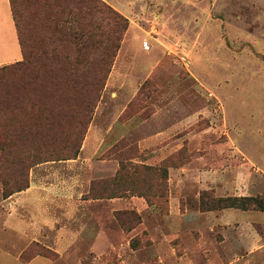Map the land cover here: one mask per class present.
<instances>
[{"label": "rangeland", "instance_id": "1", "mask_svg": "<svg viewBox=\"0 0 264 264\" xmlns=\"http://www.w3.org/2000/svg\"><path fill=\"white\" fill-rule=\"evenodd\" d=\"M44 1L80 76L69 29L39 108L0 113L1 264H264V211L220 202L264 198V0Z\"/></svg>", "mask_w": 264, "mask_h": 264}, {"label": "trees", "instance_id": "2", "mask_svg": "<svg viewBox=\"0 0 264 264\" xmlns=\"http://www.w3.org/2000/svg\"><path fill=\"white\" fill-rule=\"evenodd\" d=\"M11 13L16 28L18 42L22 52V58L10 64L0 67V113L6 109L4 104L12 103L13 111H20L27 107L29 111L39 108V90L35 88L40 84L41 90L48 87V81L57 78V67L51 66L61 55L62 60L71 65L68 55L58 49V45L66 39V32L72 29V42L74 43V54L71 68L67 69L66 74L80 76L79 65L82 53L83 23L77 17L70 19L68 15L55 14L57 7L52 10H42L45 7L49 9L48 2L44 0H9ZM90 4V3H87ZM40 7V11L37 9ZM55 10V11H54ZM53 11L55 12L54 14ZM36 26L40 31L36 32ZM41 33V34H39ZM76 65V66H75ZM24 78L23 82H17L12 77ZM43 78V80L41 79ZM77 86V85H76ZM76 89L79 91L78 87ZM97 97L83 103L79 97L74 101L75 109L89 111ZM59 106L62 105V98L58 99ZM78 103H81L80 105ZM44 110L45 107H40ZM5 143H0V158L4 151ZM2 149V150H1ZM77 150L75 151V153ZM26 157L30 154L25 153ZM75 156V154H73ZM24 187H18L14 191L22 190ZM14 191H7L6 196ZM225 207H237L243 210L254 207L264 211V198L259 197H226L220 200Z\"/></svg>", "mask_w": 264, "mask_h": 264}, {"label": "crops", "instance_id": "3", "mask_svg": "<svg viewBox=\"0 0 264 264\" xmlns=\"http://www.w3.org/2000/svg\"><path fill=\"white\" fill-rule=\"evenodd\" d=\"M1 8H2V12L4 14H6V16L9 14V16L11 15V17H12L9 0H0V9ZM9 16L7 17V19L9 18ZM0 18H1V16H0ZM11 26H12V29H10V31L8 33H6V32H4L3 34L0 33V35H2L4 37V40H2V44L0 45V51L6 52L9 50L8 47L10 46L12 50L14 47L17 48V52L14 53L13 57H11L10 59H5V58L0 59V66L13 63V62L18 61L22 58V52H21V48H20V45L18 42L13 17H12V21H11ZM8 255H10V254L0 250V264L4 263V262H2L3 261L2 259L6 260L5 257H8ZM15 259H18V258L15 257ZM37 260L38 259H33L29 263H23L20 260L19 261L22 264H45L43 260H38V261Z\"/></svg>", "mask_w": 264, "mask_h": 264}]
</instances>
